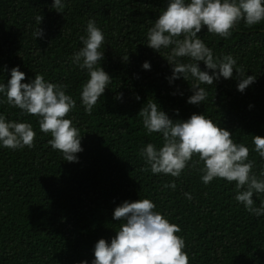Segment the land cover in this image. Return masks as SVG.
Returning <instances> with one entry per match:
<instances>
[{"label":"trees","instance_id":"16d2710c","mask_svg":"<svg viewBox=\"0 0 264 264\" xmlns=\"http://www.w3.org/2000/svg\"><path fill=\"white\" fill-rule=\"evenodd\" d=\"M64 3L59 13L54 0H0V84L19 67L26 76L22 83L38 73L46 82L67 85L66 94L76 100L67 118L78 128L83 149L78 162L65 161L49 145L51 135L40 131L38 118L22 115L0 93V114L8 121L31 123L36 133L32 148L0 145V264H92L96 243L105 239L110 244L123 222L113 218L115 208L139 199H150L156 211L181 229L177 235L185 241L189 264H264V216L256 217L236 201L235 182L216 178L205 185L190 165L179 178L142 171L147 164L140 150L149 143L159 150L163 138L149 134L138 117L148 100L173 121L203 114L249 148L259 177L264 158L252 139L264 138V22L249 27L241 21L227 39L206 27L198 33L214 57L232 55L245 76L254 75L256 81L242 93L238 73L232 79L221 76L211 86L201 85L208 95L193 105L188 103L191 77L169 82L171 49L158 53L147 47L151 22L168 0ZM37 15L44 17L40 25ZM93 19L104 33L100 63L112 81L89 115L80 99L89 76L71 57L83 46L80 36ZM38 27L43 38L33 36ZM145 62L150 70L143 68ZM199 67L213 74L203 62ZM173 181L175 190L164 187ZM253 200L259 207L264 194H254Z\"/></svg>","mask_w":264,"mask_h":264},{"label":"clouds","instance_id":"9594fccd","mask_svg":"<svg viewBox=\"0 0 264 264\" xmlns=\"http://www.w3.org/2000/svg\"><path fill=\"white\" fill-rule=\"evenodd\" d=\"M53 6L62 13L64 0H54ZM35 19L40 25L44 17L37 15ZM241 21L249 27L264 22V0H168L158 19L151 22L147 47L158 53L162 48L171 49L166 58L173 71L169 82L181 76L186 81L189 77L194 81L189 104L202 103L208 93L201 85L211 86L221 76L232 79L234 72L238 73V90L242 93L256 81L254 75L245 76L243 66L237 67L232 55L214 57L212 49L198 38V33L206 27L208 33L227 39ZM33 36L43 38V29L38 27ZM104 39L96 21L89 20L86 35L80 36L83 46L71 57L72 64L81 71L86 70L89 76L80 92L82 105L89 115L112 81L100 63L104 58V52L100 51ZM200 62L213 74L202 71ZM143 68L150 70V63L145 62ZM25 78V73L15 67L11 70V79L0 84V93L6 97L7 105L20 109L22 115L37 117L40 131L52 137L48 141L51 148L60 151L65 161L78 162L77 154L83 149L78 128L67 118L76 108V100L66 94L68 86L46 82L38 73L30 83H22ZM122 96L120 93L116 99ZM138 117L149 134L159 133L163 138L159 150L151 143L140 150L147 164L142 171L150 169L153 174L179 178L190 165L192 171L201 174L205 185L216 178L235 182L236 201L256 217L264 216V200L259 207L254 206L253 200L254 194H264V170L259 177L253 173L255 161L249 160V148L234 142L230 131L203 114H193L186 121H173L152 100H148ZM35 136L31 123L8 121L0 114V145L4 148H32ZM252 143L255 152L264 158V138L253 136ZM164 187L175 190L176 183L173 181ZM184 195L189 201L193 199L191 193ZM155 209L150 199L125 201L116 207L113 218L123 222L110 244L105 239L96 243L92 264H189L185 241L177 235L181 229Z\"/></svg>","mask_w":264,"mask_h":264}]
</instances>
